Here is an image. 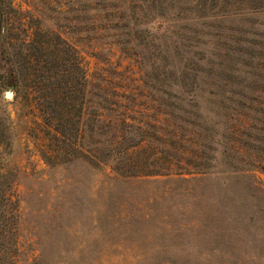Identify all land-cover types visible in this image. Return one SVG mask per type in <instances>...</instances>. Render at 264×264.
<instances>
[{
  "label": "trees",
  "instance_id": "trees-1",
  "mask_svg": "<svg viewBox=\"0 0 264 264\" xmlns=\"http://www.w3.org/2000/svg\"><path fill=\"white\" fill-rule=\"evenodd\" d=\"M66 1L76 33L108 32L122 52L136 53L149 78L151 68L154 97L144 108L133 89L122 92L103 83L102 75V82L90 80L78 47L39 23L29 25L32 33L18 29L27 25L25 14L14 0H0V93L10 87L32 93L47 128L49 145L43 158L48 166L87 164L110 186L151 177L191 180L213 174L216 149L213 139L203 134L195 92L211 99L220 93L223 99L228 93L238 96L230 85L233 77H243L241 87L254 95L229 97L234 108L226 118L241 125L223 136L222 153L233 166L239 164L235 172L240 177L249 170L264 171V28L262 34L243 39L247 31L207 23L221 18L256 25L252 19L264 15V0H189L186 26L180 25L186 22L185 10L169 13L164 7L168 0ZM193 22H202V29L187 28ZM185 30H191L186 37ZM257 100L260 112L253 105ZM150 110L152 122L147 121ZM4 121L0 115L1 140ZM8 184L0 173V264H12L18 235L19 205Z\"/></svg>",
  "mask_w": 264,
  "mask_h": 264
},
{
  "label": "rangeland",
  "instance_id": "rangeland-1",
  "mask_svg": "<svg viewBox=\"0 0 264 264\" xmlns=\"http://www.w3.org/2000/svg\"><path fill=\"white\" fill-rule=\"evenodd\" d=\"M188 3L168 0L164 7L169 13L185 10L186 22L180 25L186 26L191 18ZM14 4L27 19V25L18 29L32 33L29 25L39 23L60 32L80 50L90 80L102 82L98 80L102 75L103 83L122 92L133 89L141 97V107L152 105L151 68L149 78L136 53L122 52L108 32L76 33L71 29L74 13L66 0H14ZM245 22L207 21L247 31L243 39L262 34L264 27L259 24L264 23V15L252 19L256 25ZM201 23L187 28L202 29ZM190 31L182 32L186 37ZM205 38L202 30L201 39ZM240 78L233 77L230 85L238 96L228 93L223 99L220 93L211 99L195 92L206 128L203 134L208 141L213 139L216 149L213 174L191 180L151 177L113 186L87 164L48 166L43 158L49 145L47 128L32 93L14 89V99L8 100L9 89H2L5 135L0 139V173L7 176L19 205L12 264H264V171L249 170L240 177L235 172L239 164L233 166L222 153L223 136L230 127L241 125L226 118L234 108L229 97L236 100L251 94L241 87ZM253 105L262 110L260 101ZM152 116L150 110L147 121L152 122Z\"/></svg>",
  "mask_w": 264,
  "mask_h": 264
},
{
  "label": "water",
  "instance_id": "water-1",
  "mask_svg": "<svg viewBox=\"0 0 264 264\" xmlns=\"http://www.w3.org/2000/svg\"><path fill=\"white\" fill-rule=\"evenodd\" d=\"M15 93H14V87H10L9 90L5 93V98L8 100L14 99Z\"/></svg>",
  "mask_w": 264,
  "mask_h": 264
}]
</instances>
